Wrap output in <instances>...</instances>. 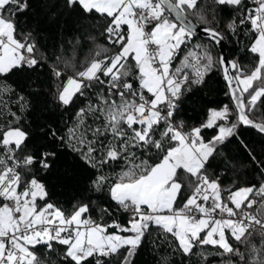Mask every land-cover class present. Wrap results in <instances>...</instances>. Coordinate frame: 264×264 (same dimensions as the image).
Masks as SVG:
<instances>
[{"label":"snow or ice","instance_id":"snow-or-ice-1","mask_svg":"<svg viewBox=\"0 0 264 264\" xmlns=\"http://www.w3.org/2000/svg\"><path fill=\"white\" fill-rule=\"evenodd\" d=\"M65 5L85 18L105 21L99 33L105 44L88 34L95 24L82 26L84 42L95 46L82 68L75 62L80 38L66 42L70 57L54 56L49 63L36 37L18 31L17 16L29 9V0H0V264H43L37 246L51 252L54 243L64 247L62 264H132L154 227L165 240L175 241L174 252L185 259L206 260L194 249L213 246L221 250L217 255L229 257L225 264H234L232 257L240 264H264V182L226 189L206 168L241 125L264 134V121L250 118L264 98V0H65ZM222 8L234 13L225 24L229 33L239 36L247 25L251 42L245 47L257 58L253 67L213 57L212 45L225 39L217 23ZM198 30L208 43L196 44L199 51L173 68L181 45L190 44ZM213 66L223 70L237 119L228 123L232 112L225 105L211 110L200 127L185 131L184 122L176 120L184 85L202 83ZM45 68L56 84L50 94L62 109L90 92L96 98L76 110L63 135L47 125L43 134L78 153L94 170L91 190L106 192L128 214L126 224L93 219L90 203L79 202L66 214L49 201L37 171L47 174L57 152L29 149L22 121L31 102L4 78ZM213 127L218 134L205 141L202 128ZM241 146L264 175V161L242 141ZM99 212L101 221L111 216L108 207ZM229 236L246 251L233 247ZM257 236L259 248L253 243Z\"/></svg>","mask_w":264,"mask_h":264},{"label":"trees","instance_id":"trees-1","mask_svg":"<svg viewBox=\"0 0 264 264\" xmlns=\"http://www.w3.org/2000/svg\"><path fill=\"white\" fill-rule=\"evenodd\" d=\"M209 2L210 0H203L205 4ZM249 6L252 7V5ZM233 15V11L229 8L220 9L217 15L219 29L225 34L227 55L231 60H239L242 65L251 68L255 65L257 58L250 54L245 47L251 42V34L244 32L247 25L242 26L239 30V36L229 33L225 28V24L232 19ZM190 19L196 23L194 16H190ZM17 20L18 31L21 33L31 32L36 37L41 52L46 53L49 57V63L52 62L54 56L70 57L72 48L66 42L71 41L75 44L77 38H80L81 45L75 50V62L77 68L86 66L95 46L84 42L83 25L95 24L96 29L88 34L97 36V43H106L99 35L102 30L101 26L105 22L104 19L98 17L92 20L83 17L78 11H70L65 5V0H29V9L19 14ZM207 43V40L196 36L190 44L181 45L179 54L173 61V67L180 66L189 52L199 51L195 48L196 44ZM211 51L214 58L220 56L216 45H212ZM185 71L191 72V69L187 68ZM67 75H72V71H68ZM4 78L31 102V108L24 113L25 119L22 121L25 130L30 134L29 149L41 148L44 151L54 149L57 152L56 160L47 174L37 171V177L48 188L49 201L59 206L66 214L71 212L73 206L79 202L90 203V214L93 219L108 223H111L112 219H116L119 223L126 224L129 219L128 214L119 210L106 192L91 190L90 181L95 175L94 170L85 164L78 153L63 145L53 143L43 134L47 131V128L44 127L47 125L56 128L63 135L65 128L74 122L76 110L85 106L88 98L95 100L96 97L90 92L88 97H81L67 109H62L55 101L54 96L50 94L54 92L56 84L48 75L47 68L39 72L14 71ZM182 91L183 95L176 113V120L184 122L185 131L200 127L206 123L211 110H221L225 105L232 112L228 123L236 121V107L232 102L221 67L213 66L206 73L202 83L184 85ZM250 118L257 122L264 121V98H261L256 109L250 113ZM217 134L218 129L215 127L202 128L201 131V136L205 141L211 140ZM241 141L247 145L257 160L264 161V136L254 129H248L242 125L238 127L236 135L219 145L215 158H210L206 165L209 173L219 177L221 185L226 189L253 184L259 186L261 182H264V175L252 162L248 152L241 146ZM113 167L115 172L120 171V166L114 165ZM106 171L111 170L106 169ZM115 172L111 174L114 176ZM179 203L182 202L178 201ZM101 207H108L111 211V216H105L103 221H101L99 212ZM109 231H114V229H109ZM164 235L160 229L152 228L151 234L136 250L132 264H225L229 259L227 255H217L216 253L221 250L213 246L194 249L197 252H204L207 256L206 260L201 259L200 256L185 259L179 253L174 252L175 241L170 236L165 240ZM229 243L233 247H240L241 251H246L244 246L230 236ZM253 243L258 248L262 246L258 236L254 237ZM63 250V246L54 243V251L50 252L44 246H37L35 251L43 264H62ZM232 259L234 264H240L237 257H232Z\"/></svg>","mask_w":264,"mask_h":264},{"label":"water","instance_id":"water-1","mask_svg":"<svg viewBox=\"0 0 264 264\" xmlns=\"http://www.w3.org/2000/svg\"><path fill=\"white\" fill-rule=\"evenodd\" d=\"M194 23V22H193ZM201 27H203V26H201ZM197 37H199V38H202V39H204V40H207V37H206V35H205V33L203 32V31H201V30H198V32H197V35H196ZM208 41V40H207ZM216 47L219 49V51H220V56L221 55H223L224 57H226L227 59H229V60H231L229 57H228V55H227V44H226V41H225V39H224V41L222 42V44L221 45H216ZM223 71V70H222ZM223 76H224V73H223ZM224 80H225V78H224ZM226 81V80H225ZM227 83V82H226ZM229 89V88H228ZM231 96V95H230ZM231 99H232V102H233V104L235 105V101H234V99H233V97L231 96ZM235 107H236V105H235ZM243 127H245V128H248V129H254V130H256L257 131V129H255V128H253V127H251V126H245V125H242ZM258 132V131H257ZM259 133V132H258ZM261 134V133H260ZM261 135H263L264 136V134H261Z\"/></svg>","mask_w":264,"mask_h":264},{"label":"built area","instance_id":"built-area-1","mask_svg":"<svg viewBox=\"0 0 264 264\" xmlns=\"http://www.w3.org/2000/svg\"><path fill=\"white\" fill-rule=\"evenodd\" d=\"M252 7H254V5H252ZM178 54H179V51H178ZM178 54H177V55H178ZM177 55H176V56H177ZM192 62L194 63V60H193ZM172 67H173V65H172ZM173 68H174V67H173ZM190 69H191V68H190ZM188 73H189V78L192 79V78H193V76H192V69H191V72H188ZM205 76H206V74L204 75V78H205ZM204 78H203V79H204ZM212 176H213V177H216L215 175H212ZM222 187H223V186H222ZM223 188H224V187H223Z\"/></svg>","mask_w":264,"mask_h":264}]
</instances>
